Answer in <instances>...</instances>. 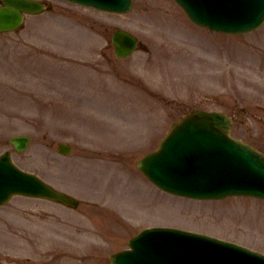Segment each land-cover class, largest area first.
<instances>
[{
  "label": "rangeland",
  "instance_id": "374dc122",
  "mask_svg": "<svg viewBox=\"0 0 264 264\" xmlns=\"http://www.w3.org/2000/svg\"><path fill=\"white\" fill-rule=\"evenodd\" d=\"M134 1L130 14L117 16L51 0L50 12L27 19L26 35L51 27L63 41L64 56L73 59L66 64L64 87L74 101L78 97L76 108L46 112L42 102L5 94L0 80V153L12 151L9 136L30 135L25 152H12L14 161L83 202L67 211L27 199L1 207L0 264H106L110 253L124 249L129 238L153 223L206 232L264 252V202L172 197L147 189L135 168L170 124L191 109L227 112L234 119L233 135L262 148L264 27L228 38L197 28L171 0ZM116 26L139 34L145 50L117 60L109 42ZM62 31L76 36L61 37ZM2 37L1 51L9 43ZM4 58L0 77L8 78L2 68L10 60ZM59 80L50 77L48 83ZM42 89L35 90L42 94ZM58 141L71 144L68 156L57 155ZM126 187L145 193L128 194ZM136 213V219L131 217ZM58 238L66 248L54 245Z\"/></svg>",
  "mask_w": 264,
  "mask_h": 264
},
{
  "label": "water",
  "instance_id": "95a60500",
  "mask_svg": "<svg viewBox=\"0 0 264 264\" xmlns=\"http://www.w3.org/2000/svg\"><path fill=\"white\" fill-rule=\"evenodd\" d=\"M5 4L7 5L6 8L4 9H0V30H5V29H10L15 27L20 21H21V14H20V10H26L28 11V9H32V10H38L41 6L39 4L36 3H30L28 1H24V0H5ZM264 12V6L258 8L257 10L253 11L251 10L249 12V17L248 20L246 21L248 23V21H251L253 19H257L259 18L260 14H262ZM219 29H228V27H223V25L218 26ZM230 30H239V27H230ZM115 41L117 42L118 40L124 41L123 43H121L119 45V47H117L116 50V54L117 55H125L127 54L129 51L132 50L135 40L130 38L128 35L123 34L121 32H119L116 36H114ZM176 129V128H175ZM172 134V132L170 133V135ZM171 138H169V140L173 139L167 146V151L165 153V149L166 147L164 146L162 152L154 155L151 159L149 163V166L147 165L145 168H143L144 173L148 176H153V177H158L161 180H164L165 182H167L165 179L167 178V180H170V178L166 177V168L167 167H172V169L176 170V163H175V159H177V157L181 154L182 151H184L186 144L189 143L188 140H186V136H175L174 138L172 136H170ZM162 146V145H161ZM164 163V164H163ZM143 166H145V163L142 164ZM142 165L139 166L142 169ZM148 176V177H149ZM171 181L174 183H177L175 181V179H171ZM16 184H18V186H11L9 187L4 186L3 188L5 189H11L12 187H15L16 189H18L19 186L27 184L25 179L22 178V176L20 175H15V177L13 178L12 181ZM3 184V183H2ZM1 184V187H2ZM15 185V184H14ZM28 187L26 189H28L29 191L31 190H36L39 191L35 186H31L29 184H27ZM178 189H183L185 191V193H187V191H191L193 194L195 195H201L199 194V190L196 186H189L188 184H186V182H180L179 185H177ZM7 193L9 191H6ZM6 193V195H8ZM1 197H3V194H1Z\"/></svg>",
  "mask_w": 264,
  "mask_h": 264
}]
</instances>
